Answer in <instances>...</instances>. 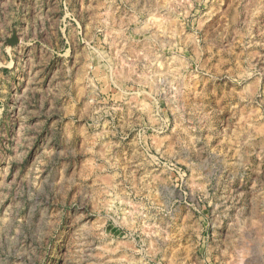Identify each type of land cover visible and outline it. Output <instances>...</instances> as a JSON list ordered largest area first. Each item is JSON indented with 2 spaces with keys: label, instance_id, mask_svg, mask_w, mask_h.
I'll return each instance as SVG.
<instances>
[{
  "label": "rangeland",
  "instance_id": "374dc122",
  "mask_svg": "<svg viewBox=\"0 0 264 264\" xmlns=\"http://www.w3.org/2000/svg\"><path fill=\"white\" fill-rule=\"evenodd\" d=\"M0 264H264V0H0Z\"/></svg>",
  "mask_w": 264,
  "mask_h": 264
}]
</instances>
